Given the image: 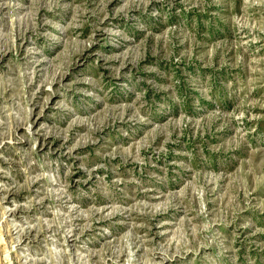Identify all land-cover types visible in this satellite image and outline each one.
<instances>
[{
    "label": "rangeland",
    "instance_id": "374dc122",
    "mask_svg": "<svg viewBox=\"0 0 264 264\" xmlns=\"http://www.w3.org/2000/svg\"><path fill=\"white\" fill-rule=\"evenodd\" d=\"M0 264H264V0H0Z\"/></svg>",
    "mask_w": 264,
    "mask_h": 264
}]
</instances>
